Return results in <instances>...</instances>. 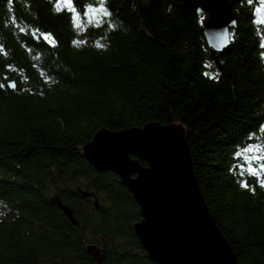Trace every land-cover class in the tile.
Wrapping results in <instances>:
<instances>
[{"label": "trees", "instance_id": "trees-1", "mask_svg": "<svg viewBox=\"0 0 264 264\" xmlns=\"http://www.w3.org/2000/svg\"><path fill=\"white\" fill-rule=\"evenodd\" d=\"M228 1L236 26L218 66L196 0H107L102 26L83 17L95 0H73L76 26L56 0H0V264H95L86 246L101 239L102 264H155L131 193L82 154L100 128L152 122L184 127L214 224L238 264H264V187L245 164L264 165V24L258 0Z\"/></svg>", "mask_w": 264, "mask_h": 264}, {"label": "water", "instance_id": "water-1", "mask_svg": "<svg viewBox=\"0 0 264 264\" xmlns=\"http://www.w3.org/2000/svg\"><path fill=\"white\" fill-rule=\"evenodd\" d=\"M195 12L204 18L202 33L219 66L218 58L230 44V29L236 26L230 2L196 0ZM50 45H55L54 41ZM8 85L13 87V81ZM82 154L95 170L115 173L131 193L141 216L133 228L152 262L238 264L206 208L181 124L152 122L119 131L100 128L82 146ZM82 194L93 195L86 190ZM50 202L72 224L79 225L71 207L58 195L51 196ZM94 204L98 207L97 200ZM86 251L95 264L103 263L104 244H88Z\"/></svg>", "mask_w": 264, "mask_h": 264}, {"label": "snow or ice", "instance_id": "snow-or-ice-1", "mask_svg": "<svg viewBox=\"0 0 264 264\" xmlns=\"http://www.w3.org/2000/svg\"><path fill=\"white\" fill-rule=\"evenodd\" d=\"M251 3L252 0H249ZM57 3V11H62L63 9H67L70 13H72V20L74 23V26H76L75 22L80 19L81 12L76 8L73 0H56ZM259 6L255 8V12L259 14L258 18L256 19L255 23L257 24H264V0H258ZM60 5H63V9L60 7ZM112 16V13L107 8V0H95V3H89L85 5L83 9V17L88 19L89 22L92 21H100L101 23L97 24V26H102V22L104 19H110ZM109 26H112L111 24ZM50 34H45V38ZM260 47L264 48V34L261 36V43ZM261 58L264 59V52L261 53ZM264 128V125L261 126ZM254 149L249 148L247 151H253ZM250 159L254 160H260L262 159L260 156H253ZM247 165L248 173L251 176H257L260 186L264 187V178H259L258 171H264V165L260 166V169H257L256 167H253L248 161L245 162ZM242 165L241 167H243ZM241 186L248 188L249 185L245 181H241ZM253 192L255 191L254 188L250 189Z\"/></svg>", "mask_w": 264, "mask_h": 264}, {"label": "rangeland", "instance_id": "rangeland-1", "mask_svg": "<svg viewBox=\"0 0 264 264\" xmlns=\"http://www.w3.org/2000/svg\"><path fill=\"white\" fill-rule=\"evenodd\" d=\"M257 6H259V4H257ZM256 15H257V18H258L259 14L256 13ZM255 150H256V149H254L253 151H251V153H250V154H251V157L255 156ZM251 157H250V158H251ZM256 161H259V160H256ZM91 239H92V238H91Z\"/></svg>", "mask_w": 264, "mask_h": 264}, {"label": "flooded vegetation", "instance_id": "flooded-vegetation-1", "mask_svg": "<svg viewBox=\"0 0 264 264\" xmlns=\"http://www.w3.org/2000/svg\"><path fill=\"white\" fill-rule=\"evenodd\" d=\"M102 244H104V248H106V247H105V243H104V241L101 239V240H100L99 247H102Z\"/></svg>", "mask_w": 264, "mask_h": 264}]
</instances>
